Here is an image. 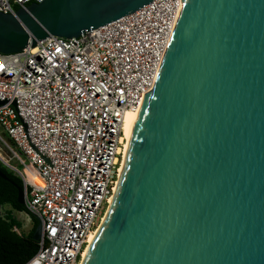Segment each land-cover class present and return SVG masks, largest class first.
<instances>
[{
	"label": "water",
	"instance_id": "water-1",
	"mask_svg": "<svg viewBox=\"0 0 264 264\" xmlns=\"http://www.w3.org/2000/svg\"><path fill=\"white\" fill-rule=\"evenodd\" d=\"M38 1L0 13V53L84 36L153 0ZM182 1L120 197L83 264H264V0ZM18 189L39 241L45 222Z\"/></svg>",
	"mask_w": 264,
	"mask_h": 264
},
{
	"label": "built area",
	"instance_id": "built-area-1",
	"mask_svg": "<svg viewBox=\"0 0 264 264\" xmlns=\"http://www.w3.org/2000/svg\"><path fill=\"white\" fill-rule=\"evenodd\" d=\"M33 3L40 2L0 0V13ZM184 4L153 0L84 36H51L0 53V100H16L31 144L53 166L31 147L14 106H0V165L21 180L26 202L45 222L25 264H81L120 179L126 115L143 109L153 90Z\"/></svg>",
	"mask_w": 264,
	"mask_h": 264
},
{
	"label": "trees",
	"instance_id": "trees-1",
	"mask_svg": "<svg viewBox=\"0 0 264 264\" xmlns=\"http://www.w3.org/2000/svg\"><path fill=\"white\" fill-rule=\"evenodd\" d=\"M0 169L17 185L0 177V264H25L38 251L35 233L39 223L32 217V230L28 234L19 231L23 225L14 212H26V206L19 202L18 187L22 188L23 184L3 166L0 165ZM7 206L11 210L4 211Z\"/></svg>",
	"mask_w": 264,
	"mask_h": 264
},
{
	"label": "bare ground",
	"instance_id": "bare-ground-1",
	"mask_svg": "<svg viewBox=\"0 0 264 264\" xmlns=\"http://www.w3.org/2000/svg\"><path fill=\"white\" fill-rule=\"evenodd\" d=\"M143 109H140L139 111H130L127 115H126V120H125V126H124V132H125V138L127 140V146H126V154H125V160L123 163V167L121 170V175H120V179L118 181V184L116 186L115 189V194L111 200V205L107 211L106 216L104 217L100 227L98 228V230L90 237L89 240V245L88 248L83 256V260L81 262V264L84 263V260L86 258V255L88 253V250L91 246V244L93 243L97 233L99 232L103 222L105 221V219L108 217V215L111 213V211L113 210V208L116 206L118 199L120 197L121 194V190H122V186L125 180V176H126V172L128 169V165H129V161L131 158V151L133 148V144L135 142L136 139V135H137V123L139 122L140 118H141V112ZM29 175L32 176V178L34 179V182L39 185V186H45V180L38 174L36 173L33 168H29L28 170Z\"/></svg>",
	"mask_w": 264,
	"mask_h": 264
},
{
	"label": "rangeland",
	"instance_id": "rangeland-1",
	"mask_svg": "<svg viewBox=\"0 0 264 264\" xmlns=\"http://www.w3.org/2000/svg\"><path fill=\"white\" fill-rule=\"evenodd\" d=\"M11 210L10 207L4 208V211H9ZM15 217L22 223L23 227L19 231L21 233L28 234L32 228H33V220L32 218L26 214L25 212H14Z\"/></svg>",
	"mask_w": 264,
	"mask_h": 264
}]
</instances>
